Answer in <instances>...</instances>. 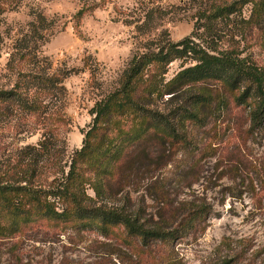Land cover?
<instances>
[{
  "label": "rangeland",
  "instance_id": "obj_1",
  "mask_svg": "<svg viewBox=\"0 0 264 264\" xmlns=\"http://www.w3.org/2000/svg\"><path fill=\"white\" fill-rule=\"evenodd\" d=\"M212 1L218 0L6 1L0 14V90L37 76L50 81L31 91L29 100L40 103L33 113L0 103V180L28 176L47 187L67 174L71 155L92 128L94 105L118 86L131 58L144 47L200 34L199 7ZM37 16L45 22L39 24ZM249 16L247 6L242 19ZM243 20L221 21L207 41L217 52L232 51L264 69V28ZM186 66L172 62L165 82ZM167 98L159 107L172 123H184L177 119L182 98ZM254 102L238 106L229 99L224 113H207L204 126L186 122L181 134L187 144L167 151L170 164L155 178L172 207L208 212L192 223L187 237L171 246H143L121 227L103 237L74 221L41 222L35 226L39 232L0 237V264H264V123L251 127ZM117 119L91 136L102 152L119 143ZM43 137L55 145L52 157L37 152ZM193 161L194 178L183 177L180 166ZM145 183L136 191L125 187L114 202L157 220L160 205L147 196Z\"/></svg>",
  "mask_w": 264,
  "mask_h": 264
},
{
  "label": "trees",
  "instance_id": "obj_2",
  "mask_svg": "<svg viewBox=\"0 0 264 264\" xmlns=\"http://www.w3.org/2000/svg\"><path fill=\"white\" fill-rule=\"evenodd\" d=\"M6 1L0 0V14L6 12L3 7ZM207 5L199 7L197 13L200 25L195 29L200 34L192 33L177 43L166 41L144 47L131 58L118 86L94 105L92 128L85 134L82 148L71 155L67 174L62 173L47 187L28 176L0 180V237L9 239L25 232H39L41 227L35 226L51 221H74L83 228L95 229L103 237L112 228L121 227L143 246L153 242L171 246L193 232L192 223L204 217L207 209L172 207L169 194L155 178L159 170L170 164L167 151L172 152L177 144H187L182 135L185 123L204 126L207 113H224L229 99L238 106L253 99L249 113L251 127L264 123V69L232 51L217 52L207 41L216 36L221 21L233 17L243 20L247 6L250 16L243 22L264 28V0H218ZM92 8L94 5L79 10L77 16L82 17ZM37 20L39 24L45 22L42 16H37ZM176 60L188 66L165 82L167 69ZM46 81L50 79L37 76L22 81L21 85L15 84L9 91L0 90V103L5 108L17 103L20 110L33 113L40 103L29 100V95ZM165 96L166 102L182 98L177 119H184V123H172L170 115L159 107ZM115 116L119 143L112 141V149L102 152L101 142L92 144L91 136ZM54 146L44 138L37 152L52 157ZM193 162L180 166L183 177L194 178L197 162ZM142 182H146L147 196L160 205L157 220L114 202L125 187L136 191ZM88 189L93 196L87 193Z\"/></svg>",
  "mask_w": 264,
  "mask_h": 264
}]
</instances>
